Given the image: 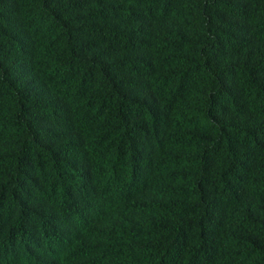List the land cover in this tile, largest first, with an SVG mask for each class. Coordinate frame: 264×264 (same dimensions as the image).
I'll return each mask as SVG.
<instances>
[{"label":"trees","instance_id":"16d2710c","mask_svg":"<svg viewBox=\"0 0 264 264\" xmlns=\"http://www.w3.org/2000/svg\"><path fill=\"white\" fill-rule=\"evenodd\" d=\"M0 264H264V0H0Z\"/></svg>","mask_w":264,"mask_h":264}]
</instances>
